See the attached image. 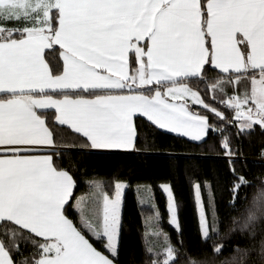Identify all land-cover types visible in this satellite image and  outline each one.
<instances>
[{
	"label": "snow or ice",
	"instance_id": "1",
	"mask_svg": "<svg viewBox=\"0 0 264 264\" xmlns=\"http://www.w3.org/2000/svg\"><path fill=\"white\" fill-rule=\"evenodd\" d=\"M257 133L264 0H0V264H129L131 184L89 171L93 156L161 162L189 182L203 247L185 244L171 179L159 188L175 240L137 182L150 214L136 264H264V176L251 185L237 167ZM209 154L231 174L227 215L199 171Z\"/></svg>",
	"mask_w": 264,
	"mask_h": 264
},
{
	"label": "trees",
	"instance_id": "2",
	"mask_svg": "<svg viewBox=\"0 0 264 264\" xmlns=\"http://www.w3.org/2000/svg\"><path fill=\"white\" fill-rule=\"evenodd\" d=\"M166 143L172 144L175 141L169 139ZM264 148V137L259 133L245 140L244 152L246 162L240 163L237 167L244 172L251 182V185L258 186L259 177L264 176V163L258 162L260 158V150ZM88 170L98 172L105 176L111 177L119 173L126 177L131 187L125 192V205L123 214L126 221L125 232V258L129 264H136L140 256V232L142 215L150 214V209L141 212L138 204V195L135 184L149 183L153 186L155 199L158 202L161 212L164 214L163 227L168 231L172 238L176 239V233L167 220V212L165 211V197L162 194L159 184L171 179L175 185V191L182 201L180 210V219L183 228V239L185 244L193 249L200 250L203 246L197 231L196 216L193 209L192 191L187 179L183 176L174 177L161 162H153L150 166H141L134 159L108 158L102 156H93L87 158ZM199 171L201 174L209 178H214L220 182L222 190V199L220 201V209L223 215H227L225 203L227 200V191L224 186L231 178L228 172V165L225 158L215 154H209L199 161ZM258 192L257 187L249 186L245 189L248 199H252Z\"/></svg>",
	"mask_w": 264,
	"mask_h": 264
},
{
	"label": "built area",
	"instance_id": "3",
	"mask_svg": "<svg viewBox=\"0 0 264 264\" xmlns=\"http://www.w3.org/2000/svg\"><path fill=\"white\" fill-rule=\"evenodd\" d=\"M258 162L264 163V161L261 160V157L257 159Z\"/></svg>",
	"mask_w": 264,
	"mask_h": 264
}]
</instances>
